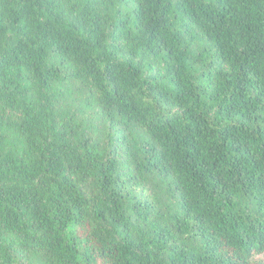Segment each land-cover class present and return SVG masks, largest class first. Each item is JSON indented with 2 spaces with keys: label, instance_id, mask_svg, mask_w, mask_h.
<instances>
[{
  "label": "trees",
  "instance_id": "obj_1",
  "mask_svg": "<svg viewBox=\"0 0 264 264\" xmlns=\"http://www.w3.org/2000/svg\"><path fill=\"white\" fill-rule=\"evenodd\" d=\"M264 0H0V264H261Z\"/></svg>",
  "mask_w": 264,
  "mask_h": 264
},
{
  "label": "rangeland",
  "instance_id": "obj_2",
  "mask_svg": "<svg viewBox=\"0 0 264 264\" xmlns=\"http://www.w3.org/2000/svg\"><path fill=\"white\" fill-rule=\"evenodd\" d=\"M255 260L261 264H264V254L255 256Z\"/></svg>",
  "mask_w": 264,
  "mask_h": 264
}]
</instances>
